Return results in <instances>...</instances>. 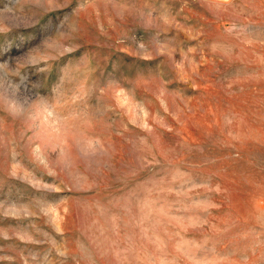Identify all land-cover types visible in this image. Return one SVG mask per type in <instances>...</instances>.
<instances>
[{
  "label": "rangeland",
  "instance_id": "obj_1",
  "mask_svg": "<svg viewBox=\"0 0 264 264\" xmlns=\"http://www.w3.org/2000/svg\"><path fill=\"white\" fill-rule=\"evenodd\" d=\"M0 264H264V0H0Z\"/></svg>",
  "mask_w": 264,
  "mask_h": 264
}]
</instances>
